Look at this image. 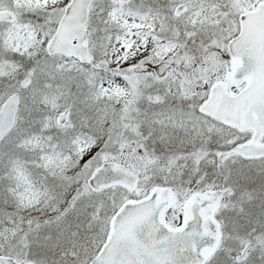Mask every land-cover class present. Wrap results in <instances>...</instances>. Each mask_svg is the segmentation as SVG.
I'll list each match as a JSON object with an SVG mask.
<instances>
[{
    "label": "snow or ice",
    "instance_id": "snow-or-ice-1",
    "mask_svg": "<svg viewBox=\"0 0 264 264\" xmlns=\"http://www.w3.org/2000/svg\"><path fill=\"white\" fill-rule=\"evenodd\" d=\"M0 264H264V0H0Z\"/></svg>",
    "mask_w": 264,
    "mask_h": 264
}]
</instances>
